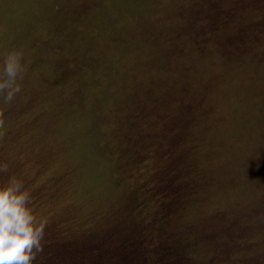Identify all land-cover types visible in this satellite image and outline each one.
<instances>
[{"label": "rangeland", "instance_id": "1", "mask_svg": "<svg viewBox=\"0 0 264 264\" xmlns=\"http://www.w3.org/2000/svg\"><path fill=\"white\" fill-rule=\"evenodd\" d=\"M11 51L33 264H264V0H0Z\"/></svg>", "mask_w": 264, "mask_h": 264}, {"label": "clouds", "instance_id": "2", "mask_svg": "<svg viewBox=\"0 0 264 264\" xmlns=\"http://www.w3.org/2000/svg\"><path fill=\"white\" fill-rule=\"evenodd\" d=\"M22 53L11 51L4 60L0 76V97L10 104L22 91L19 83L26 72ZM4 109L0 108V129L4 127ZM4 133L0 131V138ZM0 165V172H7ZM46 220L38 218L32 207V196L24 183L12 176L0 183V264H33L44 251Z\"/></svg>", "mask_w": 264, "mask_h": 264}]
</instances>
